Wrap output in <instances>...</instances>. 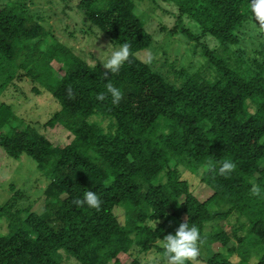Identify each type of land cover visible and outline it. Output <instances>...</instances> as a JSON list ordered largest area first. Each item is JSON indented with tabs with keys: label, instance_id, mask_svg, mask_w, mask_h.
Returning <instances> with one entry per match:
<instances>
[{
	"label": "trees",
	"instance_id": "1",
	"mask_svg": "<svg viewBox=\"0 0 264 264\" xmlns=\"http://www.w3.org/2000/svg\"><path fill=\"white\" fill-rule=\"evenodd\" d=\"M170 1L178 17L194 22L200 36H210L224 52L239 44L240 29L251 23L250 0ZM77 7L112 46H131L130 62L108 80L106 69L85 63L22 6L0 9V92L13 79L28 78L38 86L35 94L47 92L59 106L45 126L71 135L68 144L53 146L30 126H11L15 117L0 104V149L11 159L30 158L47 181L39 214L21 218L0 208L6 222L0 264H60L59 251L78 264H121L119 254L130 255L133 246L150 250L185 218L199 229V245L220 246L201 264H249L251 257L264 264V42L249 61L204 47L199 69L173 87L135 57L151 37L133 0H79ZM107 83L121 90L119 104L111 102ZM101 92L104 101L96 99ZM224 161L236 165L228 177L218 174ZM209 164L216 170L208 171ZM178 166L192 174L201 170L199 181L210 191L205 200L179 179ZM252 184L261 196L251 194ZM88 191L103 201L99 211L73 203ZM120 208L122 223L114 213ZM232 214L235 230L205 231L207 223ZM231 239L234 246H228ZM128 264L141 262L131 256Z\"/></svg>",
	"mask_w": 264,
	"mask_h": 264
},
{
	"label": "rangeland",
	"instance_id": "2",
	"mask_svg": "<svg viewBox=\"0 0 264 264\" xmlns=\"http://www.w3.org/2000/svg\"><path fill=\"white\" fill-rule=\"evenodd\" d=\"M79 0H0V9L12 4H18L24 11L35 18L37 22L51 34L59 43L71 51L88 65L98 64L103 68L110 58L111 53L119 48L112 46L95 28L84 18L77 7ZM134 14L142 23L143 29L150 35L149 46L136 53L135 57L145 63L149 69L156 73L167 84L178 87L186 76L199 69L204 61L202 49L206 47L224 58L239 56L245 61L255 57L258 38L254 35L251 23L244 24L239 31V44L229 51H222L217 42L210 36H200L198 26L186 19L178 17L175 6L170 0H133ZM258 27L259 24L255 23ZM182 30L191 36L188 38ZM192 38H197L194 40ZM234 53V55H233ZM151 56L150 63L145 61ZM53 69L62 74L59 66L51 63ZM104 69V68H103ZM37 85L28 78L13 79L9 85L0 92V104H5L15 117L11 126L22 128L27 125L42 135L51 145L62 147L69 143L71 135L59 126L46 127L45 123L51 114L58 110V104L47 92L35 94L32 90ZM105 122H102L104 125ZM7 126L2 128L6 130ZM170 162V167L173 165ZM179 179L187 182L190 192L200 201L205 200L210 191L199 181L201 170L196 174L177 167ZM47 181L36 170L34 162L21 154L17 159L7 157L0 149V208L4 207L9 212H17L21 218L29 213L39 214L44 205L43 191ZM118 221L123 222V210L114 211ZM160 222V221H159ZM153 225V224H152ZM216 227L224 230L237 228L235 215H230L224 222L214 219L205 225V231ZM178 226L173 223L171 231L175 234ZM6 233L5 216L0 213V235ZM169 234L168 232L165 235ZM244 231H236V236H241ZM162 239L154 243V247L145 252H139L133 246L130 255L137 258L141 264H161ZM231 239L228 246H234ZM200 256L198 260L203 263L212 254L220 250L217 243L199 245ZM60 264H78L73 258L59 251ZM119 254L121 264H128L131 256ZM232 262L236 256L230 258ZM255 258L249 259L253 264Z\"/></svg>",
	"mask_w": 264,
	"mask_h": 264
},
{
	"label": "clouds",
	"instance_id": "3",
	"mask_svg": "<svg viewBox=\"0 0 264 264\" xmlns=\"http://www.w3.org/2000/svg\"><path fill=\"white\" fill-rule=\"evenodd\" d=\"M251 8V25L254 29V35L258 38L257 44L264 42V0H250ZM253 18L258 22L257 27L253 23ZM132 55L131 46L128 42L123 43L118 50L111 53L110 58L107 59L106 63H103V68L106 71L103 73V78L108 80L111 74L118 73L124 62L129 61ZM153 58L151 56L145 61L150 63ZM130 62V61H129ZM106 92L111 96V102L119 104L120 100L123 98L122 92L119 88L115 87L112 83H107L105 85ZM67 95L69 99L75 97V93L72 91L71 87L67 89ZM108 96L101 92L97 94L96 99L98 101H104ZM208 171H215V166L209 164ZM236 168V165L230 161H224L219 167L218 174L220 176L228 177L231 172ZM250 192L253 196H261L262 190L258 184H252ZM73 203L78 207L87 206L90 209L100 210L103 201L101 198L93 191H88L84 193L82 199H76ZM159 221L155 220L153 224V229ZM201 240L200 231L195 226L189 227V223L185 218L181 222L175 231V234H167L164 236L162 241L163 253L160 257L161 264H200L198 257L200 256L199 242Z\"/></svg>",
	"mask_w": 264,
	"mask_h": 264
}]
</instances>
